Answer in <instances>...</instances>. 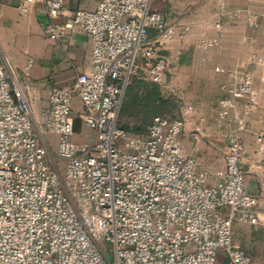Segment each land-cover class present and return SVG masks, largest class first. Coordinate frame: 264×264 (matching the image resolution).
Returning a JSON list of instances; mask_svg holds the SVG:
<instances>
[{
  "label": "built area",
  "instance_id": "1",
  "mask_svg": "<svg viewBox=\"0 0 264 264\" xmlns=\"http://www.w3.org/2000/svg\"><path fill=\"white\" fill-rule=\"evenodd\" d=\"M20 1L23 9L44 5L51 39L81 29L93 47L90 68L54 86L44 106L32 92L35 60L23 77L0 60V264H253L234 243L235 221L259 220L243 138L227 134L224 165L208 184L199 159L181 143L194 105L178 101L176 116H154L146 134L121 120L135 77L170 88L166 53L186 40L191 22L159 6L168 0H99L95 8L76 7L66 21L59 19L67 0ZM242 16L219 0L218 36L209 44L220 42L227 19L235 24ZM230 76L219 100L225 120L239 118L240 99L255 97L247 69ZM78 120L90 130L80 142ZM53 134L62 170L48 158ZM257 140L264 166V138Z\"/></svg>",
  "mask_w": 264,
  "mask_h": 264
},
{
  "label": "crops",
  "instance_id": "2",
  "mask_svg": "<svg viewBox=\"0 0 264 264\" xmlns=\"http://www.w3.org/2000/svg\"><path fill=\"white\" fill-rule=\"evenodd\" d=\"M99 0H67L60 21H66L76 7L95 8ZM219 0H168L160 7L183 13L185 18L197 19L198 25L185 43L174 44L169 55L171 98L177 104L182 101L195 107L186 114V126L181 143L186 153L200 161L201 173L211 175L214 184L217 177L210 174L215 167L224 165L228 147L227 134L235 132L245 142L244 164L248 169V189L258 197L254 211L258 222L235 221L234 243L240 245V232L248 225L264 224V166L259 162V136L264 138V82L260 79L261 62L264 60V0H227L229 12L243 14L237 24L227 25L220 42L213 46L198 43L201 35L218 36L211 28L210 20L217 17ZM20 0H0V60L19 77L25 75L29 59L35 60L31 80L34 101L38 106L49 103L52 88L73 82L80 72L91 65L92 41L81 29L71 36L51 39L47 34V18L44 5L31 3L26 9ZM252 17L255 26L245 22ZM208 28V29H207ZM201 34V35H200ZM218 68L224 71H218ZM249 69L254 77V98L237 102L233 115L221 117L219 100L225 96L223 83L233 82L230 72ZM198 133V137L194 134ZM90 130L78 128L77 141L88 138ZM87 137V138H86ZM209 184V183H208ZM241 246V245H240Z\"/></svg>",
  "mask_w": 264,
  "mask_h": 264
},
{
  "label": "rangeland",
  "instance_id": "3",
  "mask_svg": "<svg viewBox=\"0 0 264 264\" xmlns=\"http://www.w3.org/2000/svg\"><path fill=\"white\" fill-rule=\"evenodd\" d=\"M177 1H180L181 3H183L186 0H177ZM167 3H168V1H167ZM191 24H192V30L188 34L186 40L183 41V42H177V43L182 44V43H185L188 40V38L193 33V27H195L196 24L198 25V20L193 18V20H191ZM209 24H210L211 28L213 27L212 29H214L216 31V33H217V29L215 28V25H214V18L210 20ZM235 24H237V23H235ZM226 25L233 26L234 23L230 22V20L227 19L226 20ZM214 37L215 36H206V35L203 36V35H201V36L198 37V43L200 45H203V46H206V45L213 46L215 44L210 45L209 44V39L214 38ZM261 67H262V62H261ZM243 70H246V69H243ZM247 71L252 75V73L250 72L249 69ZM9 73L12 74L11 71ZM252 77H253V75H252ZM253 79H254V77H253ZM260 79H261V70H260ZM136 89H135V91H136ZM162 95L165 98H167V100L165 101L167 103L160 102L159 105L161 107L159 106V111H160V113L162 111V113L165 112V114H169L170 115L172 113V111L177 108V104H175L176 103L175 100L173 98H171V94H169L168 88L162 90ZM142 104L143 103H142V99L140 98V96L138 94L134 93V99H133V104L131 106V109L135 113H137L139 110L142 109ZM121 120H122L123 123H129L130 122L131 124H133V125H131L133 129L135 127L142 129L145 126V123L143 122V120H140V119H138L136 117H132L131 115L130 116L128 115V117L127 116H122ZM151 122L146 126V130L147 131H148L149 127H150ZM76 124H77L76 125L77 130H78V128L79 129H83V127H85L81 120H78ZM141 132L138 131L137 133H141ZM47 139L52 141V146H50V151H49L48 158L50 159L51 163L54 166H56V167H58L59 169L62 170L63 163H62V161L60 159H58V157L56 156V153H55L56 146H57V136L54 135V134L53 135H48ZM203 174L207 176V180H206L207 183L210 184V183L213 182V180L210 178L209 174H206V173H203ZM239 241L241 242L240 245L243 248H245L246 251L252 256L253 264H264V224L248 225V229L246 228L245 232L243 230L240 232Z\"/></svg>",
  "mask_w": 264,
  "mask_h": 264
},
{
  "label": "trees",
  "instance_id": "4",
  "mask_svg": "<svg viewBox=\"0 0 264 264\" xmlns=\"http://www.w3.org/2000/svg\"><path fill=\"white\" fill-rule=\"evenodd\" d=\"M134 93L140 96V98L142 99V103H143L142 109L139 110L137 113H135L131 109V106L133 104V99H134ZM166 100L167 98H165L162 95V90L158 85L147 81L145 78L135 77L127 87L125 97L123 100L122 109H121V118L122 116L128 117V115L129 116L131 115L132 117H136L140 120H143V122L145 123V126L142 129L136 128V127L133 129L131 126L133 124H131L130 122L129 123L122 122V123L133 133L146 134L147 133L146 126L153 120L154 116L156 115H168L172 117L176 116L177 109H174L170 115L165 114V112L162 113V111L160 113L159 104L160 102H165ZM138 131L140 132L142 131V132L137 133Z\"/></svg>",
  "mask_w": 264,
  "mask_h": 264
}]
</instances>
